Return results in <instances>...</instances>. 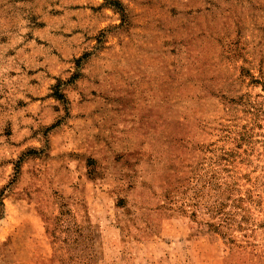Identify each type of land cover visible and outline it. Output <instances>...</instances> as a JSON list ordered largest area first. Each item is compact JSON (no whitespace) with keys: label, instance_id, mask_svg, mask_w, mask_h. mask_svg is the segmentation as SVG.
Masks as SVG:
<instances>
[{"label":"rangeland","instance_id":"374dc122","mask_svg":"<svg viewBox=\"0 0 264 264\" xmlns=\"http://www.w3.org/2000/svg\"><path fill=\"white\" fill-rule=\"evenodd\" d=\"M0 264H264V0H0Z\"/></svg>","mask_w":264,"mask_h":264}]
</instances>
